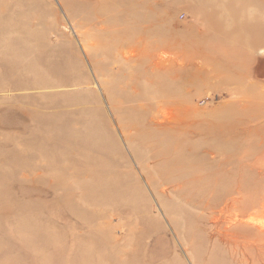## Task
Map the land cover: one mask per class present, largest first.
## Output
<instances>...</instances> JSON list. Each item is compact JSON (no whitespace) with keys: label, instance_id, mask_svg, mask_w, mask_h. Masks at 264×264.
I'll use <instances>...</instances> for the list:
<instances>
[{"label":"rangeland","instance_id":"rangeland-1","mask_svg":"<svg viewBox=\"0 0 264 264\" xmlns=\"http://www.w3.org/2000/svg\"><path fill=\"white\" fill-rule=\"evenodd\" d=\"M263 51L264 0H0V264H264Z\"/></svg>","mask_w":264,"mask_h":264},{"label":"bare ground","instance_id":"bare-ground-1","mask_svg":"<svg viewBox=\"0 0 264 264\" xmlns=\"http://www.w3.org/2000/svg\"><path fill=\"white\" fill-rule=\"evenodd\" d=\"M115 7V5H113ZM113 7V8H114ZM117 9V8H115ZM114 10V9H113ZM129 14V13H127ZM145 19V18H144ZM114 20V19H112ZM141 20H143V18H141ZM118 21V20H117ZM116 21V22H117ZM147 21V20H146ZM264 52V51H263ZM130 56L133 55L132 52L129 53ZM106 55V54H105ZM155 55L152 56V60L155 62L156 66L159 65H165L166 61H165V57L166 54H164V56H158V60L155 59L154 57ZM262 70L259 71L258 75H264V67L261 68ZM34 87V86H33ZM134 100L137 103H141L142 105V109L146 110L148 113H150V118L146 120V122L148 121L149 125H151L153 131L152 133L155 134V138L159 141L161 138H163V135H169L170 137L171 134L168 133V131L172 128H170L166 123H164V121H161L158 117V111L159 109L162 108L163 104H174L175 103V92L174 90H136V95H134ZM154 112H157V114H155ZM132 123V122H131ZM173 130V129H172ZM155 140V139H154ZM95 141V140H94ZM156 141V140H155ZM162 145V144H161ZM166 145V144H165ZM164 145V146H165ZM168 146V145H167ZM60 170V169H59ZM92 175V174H91ZM87 177V176H86ZM185 177V176H184ZM187 177V176H186ZM185 177V178H186ZM219 180H221V178H218ZM217 179V180H218ZM224 179V178H223ZM178 180V179H177ZM196 180V179H195ZM194 180V182H195ZM165 181V180H164ZM213 181L215 182V180L213 179ZM186 182V181H185ZM193 182V181H191ZM214 182H212L214 184ZM209 183V182H208ZM219 181L215 184L218 188V186H220V184L218 185ZM221 183V182H220ZM164 184V183H163ZM173 184V183H172ZM191 184V183H190ZM211 184V182H210ZM236 184V183H235ZM213 185V186H215ZM198 186V185H197ZM212 186V187H213ZM204 187V186H203ZM201 188V187H200ZM206 189V188H205ZM216 189V187H215ZM219 189V188H218ZM180 190V189H179ZM214 190V189H213ZM240 190V189H239ZM207 191V190H206ZM231 191V190H230ZM217 192V191H216ZM226 194V193H225ZM224 194V195H225ZM223 195V194H222ZM209 196V195H208ZM218 196V195H217ZM227 196V195H225ZM224 196V197H225ZM180 197V196H179ZM234 197V194H233ZM214 198V197H213ZM226 198V197H225ZM187 199V198H186ZM199 199V198H198ZM218 199V198H217ZM223 199V198H222ZM190 200V199H189ZM206 200V199H205ZM227 200V199H226ZM206 202V201H205ZM252 201H249V203ZM219 203V202H218ZM247 203V202H246ZM221 204V202H220ZM237 204V203H236ZM239 204V203H238ZM248 204V203H247ZM202 205V204H201ZM210 205V204H209ZM212 205V204H211ZM214 205V204H213ZM212 205V206H213ZM245 205V204H244ZM250 205V204H249ZM249 205H246V207H249ZM242 205H240L241 207ZM256 206V205H254ZM211 207V206H210ZM220 207V206H219ZM227 207V206H226ZM193 208V207H192ZM214 208V207H213ZM243 208V207H242ZM241 208V209H242ZM256 208V207H255ZM261 208L264 209V205H261ZM249 209V208H248ZM246 220V219H245ZM245 220H241L239 218V215L236 216V218L233 219V221L231 222V224L225 229L226 235H229L231 238L235 239L236 237L242 236L246 241V246H245V251L248 252V250H250L248 243L250 240H255V242L258 244L259 248H256V251H259V257L261 259L264 260V224H260L257 225L256 223H254L252 220L250 221H245ZM225 234V233H224ZM239 241V240H237ZM244 241V240H243ZM231 242V241H230ZM236 242V241H235ZM240 242V241H239ZM253 242V241H252ZM243 243V242H242ZM255 243V244H256ZM251 249H254V247H251ZM249 254V253H248ZM247 254V255H248ZM257 254V253H256ZM242 255H245L243 257H246L245 252L242 253ZM256 257V256H255ZM246 259V258H244ZM257 259V258H256ZM259 259V258H258ZM250 260V259H249ZM256 261V260H255ZM244 263V261H243ZM246 263V262H245ZM251 263V262H249ZM253 264V263H252Z\"/></svg>","mask_w":264,"mask_h":264},{"label":"water","instance_id":"water-1","mask_svg":"<svg viewBox=\"0 0 264 264\" xmlns=\"http://www.w3.org/2000/svg\"><path fill=\"white\" fill-rule=\"evenodd\" d=\"M263 67H264V59H261V60L259 61V64H258L257 70H261V68H263Z\"/></svg>","mask_w":264,"mask_h":264}]
</instances>
